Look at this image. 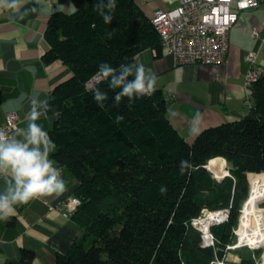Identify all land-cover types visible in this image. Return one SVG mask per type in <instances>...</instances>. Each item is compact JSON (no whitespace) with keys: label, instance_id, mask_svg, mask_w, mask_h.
<instances>
[{"label":"trees","instance_id":"trees-1","mask_svg":"<svg viewBox=\"0 0 264 264\" xmlns=\"http://www.w3.org/2000/svg\"><path fill=\"white\" fill-rule=\"evenodd\" d=\"M69 1L71 12L55 11L47 20L43 61L61 60L71 72L49 93L48 134L56 145L52 160L75 180L71 195L81 205L72 217L82 235L56 264H255L251 256L239 263L223 258L241 208L264 214L252 200L244 203L248 181L264 185V73L249 88L244 116L188 142L170 123L161 89L116 105L119 89L103 81L96 84L108 97L101 108L89 91L96 82L87 85L102 63L119 69L138 65L144 49L160 54L161 37L150 18L134 0H116L106 24L94 9L97 0ZM218 160L229 171L219 179L206 168ZM255 186L254 200L264 206V188ZM203 209L228 210L224 221L210 225L209 246L192 224ZM261 251L254 249V256ZM33 258L32 249L21 248L17 261L4 264H32Z\"/></svg>","mask_w":264,"mask_h":264},{"label":"crops","instance_id":"crops-1","mask_svg":"<svg viewBox=\"0 0 264 264\" xmlns=\"http://www.w3.org/2000/svg\"><path fill=\"white\" fill-rule=\"evenodd\" d=\"M134 1L147 17L155 9L176 4L171 0ZM73 9L69 0H23L20 12L27 13L23 19L18 13L0 9V126L5 122L6 112L13 111L18 117L17 128H26L24 117L30 110L33 94L38 100H47L52 88L71 75L61 60L45 63L43 54L49 48L45 37L49 16L55 11ZM254 27L260 36L264 35V0L258 7L238 12L237 22L228 34L227 58L221 64L176 65L164 47L159 55L153 49H144L136 55L137 63L156 75L155 89H161L169 101L166 115L188 142L203 129L241 118L249 111L244 87L249 66L246 56L257 49L259 54L263 48L259 46L260 39L252 35ZM258 58L257 65L264 71ZM29 67L37 70L35 75L27 71ZM22 93L27 96L17 100ZM197 115L199 123L194 119ZM37 123L49 132L53 117L47 113ZM193 126L200 129L198 134L190 131ZM62 178L63 192L17 205L14 215L0 220V264L17 261L21 248L34 251L32 264H56L57 256L65 254L81 237L82 230L73 217L66 218L61 211L50 208L71 195L74 178L64 169Z\"/></svg>","mask_w":264,"mask_h":264},{"label":"clouds","instance_id":"clouds-1","mask_svg":"<svg viewBox=\"0 0 264 264\" xmlns=\"http://www.w3.org/2000/svg\"><path fill=\"white\" fill-rule=\"evenodd\" d=\"M22 3L23 0H0V9L18 13L19 18L23 19L27 13L20 12ZM115 8L116 0H107L106 3L104 0H97L94 4V9L106 24L113 20L112 13ZM27 71L35 75L37 70L29 67ZM91 80L96 83L89 91L93 92L94 100L101 108L104 107L101 102L108 97L96 87L98 83L108 81L111 89H119L114 96L116 105L124 98L131 103L151 96L156 85V75L143 64H121L117 69L102 63ZM26 96L27 94L22 93L17 100H23ZM9 104L12 105L13 101H9ZM30 105V110L24 117L27 120L26 128H17L12 135L0 130V180L3 181V188L0 189V220L14 215L17 205L59 194L65 189L61 169L50 159L51 152L56 148L55 142L41 124L37 123L47 115L51 106L47 100L35 98V94ZM122 119L123 116H117V121ZM194 119L199 123V115ZM190 131L198 134L200 129L193 126Z\"/></svg>","mask_w":264,"mask_h":264},{"label":"built area","instance_id":"built-area-1","mask_svg":"<svg viewBox=\"0 0 264 264\" xmlns=\"http://www.w3.org/2000/svg\"><path fill=\"white\" fill-rule=\"evenodd\" d=\"M175 6L171 8L155 9L149 17L161 37L162 45L166 52L173 58L176 65L190 64H211L223 63L228 54L229 42L228 34L231 27L238 19V12L244 9L258 7L263 0H171ZM252 35L260 39V47L264 48V35L260 36L256 27L252 30ZM258 49L250 51L246 58L249 66L245 73L244 87L247 89L246 102L250 106L249 88L253 83L260 67L257 62ZM92 82L89 80L87 85ZM17 114L7 111L5 122L0 126L7 134L12 135L17 130ZM61 169L63 168L55 165ZM43 199V197L37 198ZM81 205V200L73 195H69L51 205V209L61 211L66 218L72 217ZM221 220L227 218L228 210L222 209ZM192 224L202 233V245H213V236L208 229L205 233L196 224V218Z\"/></svg>","mask_w":264,"mask_h":264},{"label":"bare ground","instance_id":"bare-ground-1","mask_svg":"<svg viewBox=\"0 0 264 264\" xmlns=\"http://www.w3.org/2000/svg\"><path fill=\"white\" fill-rule=\"evenodd\" d=\"M263 73L264 71L260 69L259 73L253 77V82ZM211 169L217 176H222L226 173L222 160L212 165ZM221 217L222 212L210 211L197 218L196 224L200 226L205 233H208L209 225L220 220ZM235 234L238 237L240 245H249L252 248H264V214L253 210L243 211L238 226L235 229Z\"/></svg>","mask_w":264,"mask_h":264},{"label":"rangeland","instance_id":"rangeland-1","mask_svg":"<svg viewBox=\"0 0 264 264\" xmlns=\"http://www.w3.org/2000/svg\"><path fill=\"white\" fill-rule=\"evenodd\" d=\"M250 52V51H249ZM248 52V53H249ZM247 53V54H248ZM258 56H259V58H258ZM257 58H258V62L261 64V62H262V65L264 66V48H262V50L260 51V53L257 55ZM257 64V63H256ZM215 158H217V157H215ZM220 159V158H219ZM224 159V158H223ZM222 159V160H223ZM220 160H218V161H216V162H219ZM225 161V160H224ZM223 161V164H224V167H225V170H226V173L225 174H223V175H227V174H229V171H228V168H227V163L226 162H224ZM209 162V161H208ZM215 162V163H216ZM214 163V164H215ZM208 164V163H207ZM206 164V167L209 169V171L212 173V175H213V177L214 178H217V179H219V178H221V176H217L215 173H214V171L211 169V166L212 165H207ZM213 164V165H214ZM223 177V176H222ZM248 184H249V193H248V197H247V199L248 200H252L255 204H257V205H259V206H261V207H264L263 206V203L262 204H260V203H258V202H256L255 200H254V194H255V191H256V186H252V184H255V183H249V181H248ZM255 185H259L260 187H263L264 188V185H262V184H255ZM250 210H253V209H250ZM218 211H221V210H218ZM243 211H246V210H243ZM242 210H241V212H240V216H241V214H242V212H243ZM253 211H256V212H259V213H261L260 211H257V210H253ZM261 214H263V213H261ZM228 215V214H227ZM197 219V218H196ZM239 219H240V217H239ZM222 222V221H221ZM239 222V221H238ZM212 225V224H211ZM210 227V226H209ZM234 233H235V231H234ZM255 248H252V247H250L249 245H240V243L238 242V237L236 236V234L234 235V238H233V240H232V242L230 243V244H228L227 245V252H226V254H225V256H224V258H223V260L225 261V262H230V263H239L241 260H242V258L243 257H249V256H251V257H253L254 258V260H255V264H264V248H261L262 249V251L260 252V254H259V256H254V253H253V250H254ZM218 262L219 263H222V260H218Z\"/></svg>","mask_w":264,"mask_h":264},{"label":"water","instance_id":"water-1","mask_svg":"<svg viewBox=\"0 0 264 264\" xmlns=\"http://www.w3.org/2000/svg\"><path fill=\"white\" fill-rule=\"evenodd\" d=\"M206 168H207V167H206ZM222 176H224V175H222ZM222 176H221V177H222ZM247 197H248V196H247ZM247 200H248V199L246 198V200L244 201V203H246ZM241 210H242V208H241ZM241 210H240V211H241ZM209 212H210V211H209L208 209H203L202 215H204L205 213H209ZM202 215H201V216H202ZM201 216H199V217H201ZM199 217H198V218H199ZM221 221H222V220L220 219V220H217V221L214 222V223H219V222H221ZM214 223H212V224H214ZM210 225H211V224H210ZM210 225H209V226H210ZM254 248H255V249H259V248H263V247H254Z\"/></svg>","mask_w":264,"mask_h":264}]
</instances>
